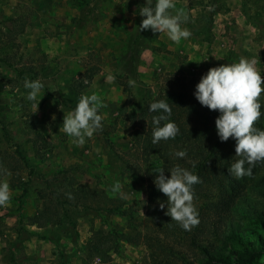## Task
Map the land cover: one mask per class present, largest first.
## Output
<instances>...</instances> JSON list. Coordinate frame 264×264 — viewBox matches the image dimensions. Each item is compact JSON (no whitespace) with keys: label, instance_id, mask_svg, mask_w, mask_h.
I'll return each mask as SVG.
<instances>
[{"label":"rangeland","instance_id":"374dc122","mask_svg":"<svg viewBox=\"0 0 264 264\" xmlns=\"http://www.w3.org/2000/svg\"><path fill=\"white\" fill-rule=\"evenodd\" d=\"M144 2L0 0V169L10 172L0 179L11 197L0 206V264H98L104 255L111 264H153L142 179L153 166L138 158L120 110L154 98L172 74L190 80L240 58L264 78V0H173L170 11L185 12L181 26L191 32L179 43L139 31ZM26 78L44 85L35 102L26 99ZM92 92L106 105L102 128L76 145L63 117ZM248 194L264 212V198ZM128 208L133 222L120 214ZM240 222L248 239L264 238V225ZM160 238L181 252L170 264L199 263L187 242Z\"/></svg>","mask_w":264,"mask_h":264},{"label":"trees","instance_id":"16d2710c","mask_svg":"<svg viewBox=\"0 0 264 264\" xmlns=\"http://www.w3.org/2000/svg\"><path fill=\"white\" fill-rule=\"evenodd\" d=\"M171 76L174 77L160 87L154 98L146 99L137 107L126 103L120 110L122 119L133 129L131 138L138 158L148 167H163L165 174L170 176L167 170L180 165L200 178L199 183L192 187L199 223L191 230H184L178 222L165 215L166 208L161 210L156 205L158 200L167 199L154 185L157 173L152 170L144 172L142 179L148 182V208L144 219L147 231L143 239L150 249L149 257L153 264H170L171 257L181 254L160 238L163 235L164 238L173 236L187 242L189 250H198V264H254L264 257V238L257 234L253 240L248 239L246 233L249 230L240 221L253 220L264 225V212L256 210L248 194L254 192L264 198V162H257L250 176L237 178L229 174L230 160L235 155V141L231 137L226 142L219 140L215 128L218 111L202 106L194 97L195 85L201 77L189 80L177 74ZM158 99L169 103L172 109L170 119L180 131L175 139L153 144L151 117L154 113L149 112V105ZM259 100L264 113V92ZM254 126L264 129V115ZM185 149L186 157L173 155L175 151ZM242 207H247L246 212ZM120 214L133 222L132 208L121 210ZM131 239V243L139 244V241ZM92 249L95 252L101 250L98 246H92ZM98 264H111V261H107L104 255Z\"/></svg>","mask_w":264,"mask_h":264},{"label":"clouds","instance_id":"9594fccd","mask_svg":"<svg viewBox=\"0 0 264 264\" xmlns=\"http://www.w3.org/2000/svg\"><path fill=\"white\" fill-rule=\"evenodd\" d=\"M173 0H145L139 8L138 15L142 17L140 30L166 32L168 38L175 43L187 39L191 32L182 28L188 20L185 12L175 9ZM109 81L114 76L107 77ZM85 83L87 81L85 80ZM130 85L135 81L130 80ZM44 85L39 79L24 80L27 90L26 99L35 102ZM264 92V78L255 67L254 61L240 58L233 63L211 67L201 75L195 85L194 97L210 110H217L215 128L221 142L230 137L235 141V155L231 158L228 173L241 178L253 174L252 170L257 162H264V129L254 126L255 122L264 115L261 112L259 97ZM38 108V104L35 105ZM106 107L101 97L95 92L82 93L73 109L63 117V131L72 138L76 145H83L86 137H91L102 128V116L99 110ZM149 112L152 115V143L158 144L161 140L175 139L179 133L177 124L170 119L172 109L166 100L158 99L150 103ZM175 157L184 158L187 150L173 153ZM248 165V167H245ZM156 167L152 172L157 173L154 185L158 191L166 196V200H158L159 208L171 221L179 223L184 230L199 223V214L193 199L192 187L199 183V176L187 168L176 165L167 170ZM10 175L7 169H0V176ZM121 184L117 181L111 186L113 193H118ZM69 198L71 193H68ZM10 186L7 180L0 179V206L10 203Z\"/></svg>","mask_w":264,"mask_h":264}]
</instances>
